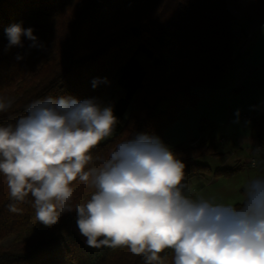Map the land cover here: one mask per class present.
I'll use <instances>...</instances> for the list:
<instances>
[{
	"label": "trees",
	"instance_id": "1",
	"mask_svg": "<svg viewBox=\"0 0 264 264\" xmlns=\"http://www.w3.org/2000/svg\"><path fill=\"white\" fill-rule=\"evenodd\" d=\"M233 19L228 0H0V97L15 101L0 113V125H15L30 103L49 96L100 104L115 79L119 90L109 106L118 123L94 158L139 133L166 145L165 130L198 103L192 86L218 81L232 66ZM17 24L32 28L42 47H30L32 41L22 37V47L9 48L6 30ZM139 53L151 62L144 65ZM97 78L107 82L93 88ZM168 148L185 165L186 194L197 176L239 169L214 171L200 162L222 155L215 138ZM73 187V207L90 199L92 189L79 182ZM10 202L0 174V264H145L126 247L88 246L75 210L46 226L36 219L31 196L15 212ZM9 236L12 242L3 244ZM161 255L163 264H173L171 250Z\"/></svg>",
	"mask_w": 264,
	"mask_h": 264
},
{
	"label": "clouds",
	"instance_id": "2",
	"mask_svg": "<svg viewBox=\"0 0 264 264\" xmlns=\"http://www.w3.org/2000/svg\"><path fill=\"white\" fill-rule=\"evenodd\" d=\"M6 35L9 48L22 47V37L42 47L32 28L13 25ZM14 103L0 97V113ZM26 111L15 125H0L10 211L31 196L36 219L52 226L75 210L88 246L126 247L145 264H163L166 250L173 264H264V174L249 179L240 206L195 199L185 193L184 163L159 137L131 135L94 158L118 123L111 106L49 96ZM76 182L93 191L73 207Z\"/></svg>",
	"mask_w": 264,
	"mask_h": 264
},
{
	"label": "crops",
	"instance_id": "3",
	"mask_svg": "<svg viewBox=\"0 0 264 264\" xmlns=\"http://www.w3.org/2000/svg\"><path fill=\"white\" fill-rule=\"evenodd\" d=\"M228 8L234 17L232 66L218 81L192 86L197 105L186 108L163 138L168 147L215 138L222 152L215 158L222 161L215 168L200 162L214 171L239 169L227 176H197L187 194L234 206L243 201L249 179L264 174V0H228Z\"/></svg>",
	"mask_w": 264,
	"mask_h": 264
},
{
	"label": "rangeland",
	"instance_id": "4",
	"mask_svg": "<svg viewBox=\"0 0 264 264\" xmlns=\"http://www.w3.org/2000/svg\"><path fill=\"white\" fill-rule=\"evenodd\" d=\"M137 57L142 61V63L144 65H148L151 62V60L148 59L142 53H139L137 55ZM118 90H119V88L116 86V81H115V79H113L111 81L110 85L108 86L106 92H105L103 101L99 105L101 107H107V106H109V104L114 103L115 100H116V97H117ZM167 103H168V101H164V102L160 103L158 109L159 110L164 109L165 106L167 105ZM126 118H127V114L121 121L124 122ZM200 161L208 162V164L210 163V165L213 168H215V166H217L218 163L221 162L222 160L221 159H216L215 157L206 156V157L201 158ZM191 193H192V191H191ZM12 240H13V236H9L3 241V244L9 245L12 242Z\"/></svg>",
	"mask_w": 264,
	"mask_h": 264
},
{
	"label": "built area",
	"instance_id": "5",
	"mask_svg": "<svg viewBox=\"0 0 264 264\" xmlns=\"http://www.w3.org/2000/svg\"><path fill=\"white\" fill-rule=\"evenodd\" d=\"M254 153H258V148H256V149L254 150ZM255 162H256V158L253 157V158H252V164H255Z\"/></svg>",
	"mask_w": 264,
	"mask_h": 264
}]
</instances>
